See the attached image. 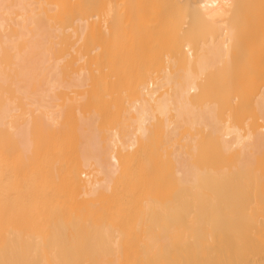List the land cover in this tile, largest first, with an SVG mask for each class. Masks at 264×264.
<instances>
[{"label":"bare ground","instance_id":"1","mask_svg":"<svg viewBox=\"0 0 264 264\" xmlns=\"http://www.w3.org/2000/svg\"><path fill=\"white\" fill-rule=\"evenodd\" d=\"M0 264H264V0H0Z\"/></svg>","mask_w":264,"mask_h":264},{"label":"rangeland","instance_id":"2","mask_svg":"<svg viewBox=\"0 0 264 264\" xmlns=\"http://www.w3.org/2000/svg\"><path fill=\"white\" fill-rule=\"evenodd\" d=\"M218 85H221V84H218ZM221 87H222V86H220V88H221ZM224 88H225V87H223V89H224ZM224 103H225V102H224ZM225 104H226V103H225ZM221 107L224 109V108H225V105H224V104H223V105L221 104ZM153 138L159 140V141H158V146H160L159 143L161 144V142H163L162 139L160 140V139L155 138V137H153ZM154 139H153V140H154ZM153 140H152V141H153ZM157 140H155L156 142L153 141V144H154V142L157 143ZM154 146H156V144H154ZM154 146H152V148H153ZM230 159H231V158H230ZM226 162H229V159H227Z\"/></svg>","mask_w":264,"mask_h":264}]
</instances>
